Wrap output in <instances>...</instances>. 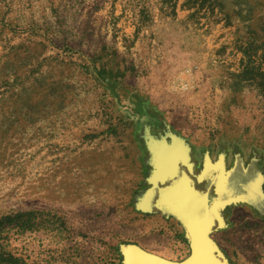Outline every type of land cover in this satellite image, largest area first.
<instances>
[{
  "label": "rangeland",
  "instance_id": "1",
  "mask_svg": "<svg viewBox=\"0 0 264 264\" xmlns=\"http://www.w3.org/2000/svg\"><path fill=\"white\" fill-rule=\"evenodd\" d=\"M180 171L226 202L264 176V0H0V264L184 259L152 207ZM231 224L223 258L264 264Z\"/></svg>",
  "mask_w": 264,
  "mask_h": 264
},
{
  "label": "water",
  "instance_id": "2",
  "mask_svg": "<svg viewBox=\"0 0 264 264\" xmlns=\"http://www.w3.org/2000/svg\"><path fill=\"white\" fill-rule=\"evenodd\" d=\"M165 164L161 172H165ZM160 175H157L158 179ZM168 184H154L157 197L153 202L155 211L164 217L178 222L184 231L188 243V255L179 261L150 253L136 244L120 247L122 264H229L214 244L211 235L214 228L222 227L219 207L228 204L220 195L216 200L210 196V187L216 178L212 177L205 191L195 187L192 178L180 171L174 179H167ZM217 203L219 207L217 208Z\"/></svg>",
  "mask_w": 264,
  "mask_h": 264
},
{
  "label": "crops",
  "instance_id": "3",
  "mask_svg": "<svg viewBox=\"0 0 264 264\" xmlns=\"http://www.w3.org/2000/svg\"><path fill=\"white\" fill-rule=\"evenodd\" d=\"M229 177H230L229 175H226L222 178L224 182L219 184L218 191H217L218 193L221 192L219 190H223V189L224 191L227 190L228 184H229ZM242 186H240V191H238V193L237 192L235 193V191L233 192L232 194L233 199L229 200L228 204L224 205L223 207H219L220 205L219 203H217V208L219 207L218 209H219L220 218H221L223 225L222 227H220L217 224L216 227L214 228L212 235L214 234V232H217L220 229L225 230V228H227L229 224H231L229 222H232L231 225H233L234 222H239L240 224V223H245L246 221L248 222L250 221L253 223L259 222L260 224L264 225V176H261V174H257L253 177L252 180L250 179L248 183H246V186L244 185ZM219 195H222V194H219ZM235 197H238V198H235ZM217 198H219V196L217 194H214L213 199L216 200ZM230 207H232V210L234 209V211L231 212L230 218H229L230 221L228 222V219L226 220L225 211H228ZM158 216H159L158 217L159 221L161 222L163 221L169 226H178L177 221H175L174 219L170 217H164L161 214H159ZM234 232L235 230L233 231V233L229 234L228 236L233 237L235 235ZM252 234H255V231H252ZM212 235H211V238L214 244L217 246V243ZM255 235L259 236L260 233L256 232ZM131 243L138 245L139 247H141L142 249L148 252H151L153 254L155 253L156 255L158 254L162 256L160 252L166 251L164 246L156 245L152 242L138 240V241H133ZM154 250L155 251L159 250L160 252L158 253V252H155ZM168 259H173V258H168Z\"/></svg>",
  "mask_w": 264,
  "mask_h": 264
},
{
  "label": "flooded vegetation",
  "instance_id": "4",
  "mask_svg": "<svg viewBox=\"0 0 264 264\" xmlns=\"http://www.w3.org/2000/svg\"><path fill=\"white\" fill-rule=\"evenodd\" d=\"M193 181H194V180H193ZM194 183H195V187L198 189V187H197V185H196V182H195V181H194ZM205 189H206V188H205ZM211 189H212V188H211ZM211 189H210V190H211Z\"/></svg>",
  "mask_w": 264,
  "mask_h": 264
}]
</instances>
